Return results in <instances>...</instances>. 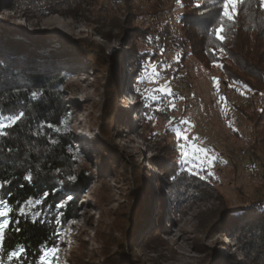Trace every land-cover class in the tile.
<instances>
[{
  "label": "rangeland",
  "instance_id": "rangeland-1",
  "mask_svg": "<svg viewBox=\"0 0 264 264\" xmlns=\"http://www.w3.org/2000/svg\"><path fill=\"white\" fill-rule=\"evenodd\" d=\"M54 1L36 0L35 12L27 8L0 9V28L24 36L26 48L38 50V54L58 51L42 57L29 53L17 56L0 41V60L19 72L38 76L69 73V80L62 86L68 117L59 132L71 138L75 170L86 165L93 173L79 206L78 226L60 229L57 247L44 250L38 264H72L76 251L83 264H106L111 260L118 251L114 241L121 239L123 216L128 207L136 205L135 171L149 184V197L139 196L142 214L148 212L149 216L140 215L131 246L134 251H128L130 264H205L212 256L221 258V264H236L230 258L235 250L229 235L219 234L213 224L222 207L238 210L263 198L264 149L258 147L252 155L254 136L238 110L251 109L258 99L241 86L229 85L225 89L220 66L203 69L187 50L181 49L182 37L175 30L168 44L160 48L151 18L161 21L183 13L179 0H80L81 7L74 15L63 13L64 7L58 4L52 5L60 9L57 13L47 14L40 8ZM99 5L106 7L105 12H100L103 17L114 18L109 24L114 37L120 36L118 28L122 23L126 30L148 29L137 43L142 52L155 53L157 58L146 62L140 91L151 101L160 100L166 111L153 115L146 123L133 113L134 97L127 95L126 88L119 90L112 118L104 122L109 98L105 89L108 68L102 72L88 50L80 54L75 47L84 39L96 45L102 43L93 32ZM103 48L109 57L126 53L117 38ZM181 54L185 55L182 62ZM128 73L125 62L120 76L127 77ZM125 111H131L130 123ZM168 149L170 159L188 173L178 182L185 200L177 209L172 202L174 188L167 186L152 161L154 156L166 155ZM98 169L105 173V183L97 179ZM160 181L165 200L161 225L157 219ZM4 208L7 206L0 204V209ZM4 219L0 218V223ZM156 231L161 237L144 246ZM260 241L255 232L254 244ZM263 260L262 256L257 264Z\"/></svg>",
  "mask_w": 264,
  "mask_h": 264
},
{
  "label": "trees",
  "instance_id": "trees-1",
  "mask_svg": "<svg viewBox=\"0 0 264 264\" xmlns=\"http://www.w3.org/2000/svg\"><path fill=\"white\" fill-rule=\"evenodd\" d=\"M55 4L63 6V13L68 15L76 14L81 7L80 0H55L49 6L40 8L46 9L47 14L60 12L59 8L52 6ZM178 4L184 10L183 13L161 21L154 16L151 18L153 28L158 31L160 48L168 44V38L172 30H175L182 37L181 49L187 50L203 69L220 66L223 76L221 83L225 89L229 85L241 86L250 92L252 98L258 99L251 109H238L253 133L251 153L255 155L258 147L264 149V7L261 0H243L238 5V15L232 20L222 15L223 0H179ZM2 8L19 11L27 8L35 12L37 2L0 0V9ZM105 11L106 7L102 5L96 8V27L93 29L94 37L102 43L96 45L84 39L77 42L76 51L84 54L88 50L102 72L108 68V84L105 89L109 98L104 122L112 118L119 90L126 88L134 97L133 113L137 119L146 123L153 115H161L166 111V107H161L160 100L151 101L140 91V85L144 84L146 62L157 58L155 53L150 55L147 51L142 52L137 43V39L145 35L148 29L132 27L126 30L123 26L125 23H122L118 28L121 37H114L109 31L112 30L109 24L114 18L103 17L100 12ZM128 17L132 19L134 15L129 14ZM220 27H223V40L217 39L216 35V29ZM106 28L109 29L105 30ZM18 35L0 28V41L17 56L29 53L34 57H42L51 54H38V50L26 48L24 36ZM116 38L124 45L126 53L118 52L109 57L103 47ZM53 53L57 54L58 51ZM184 57L185 55H180L181 62ZM125 62L129 73L127 77H121ZM69 78L67 71L47 76L19 72L0 60V123H8L9 119L17 118L15 124H9L7 129L0 132V201L10 210L7 219L9 228L3 244H0V264H38L44 250L57 247L59 230L76 229L81 219L79 206L83 203L84 192L93 181V173L86 165L75 170L71 138L68 134L59 132L63 121L68 117L62 86ZM32 93L36 95L33 96ZM130 112L125 111L127 123H130ZM110 125V122L105 125L106 131ZM103 130L102 134L105 135ZM170 150L166 151V155L154 156L152 161L167 186L174 188L172 202L177 209L185 200L178 182L188 176V173L170 159ZM97 172V179H102L101 182L105 183V173L102 169ZM137 172L135 171V177L138 191L134 187L133 197L137 200L136 205L132 204L127 208L123 226L120 227L121 239L114 241L118 251L106 264H130L128 251H134L131 246L136 239L134 232L140 222V215L149 216L148 212L142 214L143 205L139 197H149V184ZM162 185L164 184L160 181L161 198L157 200L160 204L157 211L159 225L165 201ZM213 228L219 234L226 232L229 235L235 250L230 258L236 264H257L258 259L264 257V195L238 210L222 207ZM255 232L261 237L259 244L253 242ZM159 234L157 231L152 233L144 246L159 239ZM79 255L76 251L72 264L84 263ZM212 257L205 264H221V258Z\"/></svg>",
  "mask_w": 264,
  "mask_h": 264
},
{
  "label": "snow or ice",
  "instance_id": "snow-or-ice-1",
  "mask_svg": "<svg viewBox=\"0 0 264 264\" xmlns=\"http://www.w3.org/2000/svg\"><path fill=\"white\" fill-rule=\"evenodd\" d=\"M243 0H223V8H222V15L226 17L228 20H232L234 16L238 15V5H240ZM261 5L264 7V0H261ZM199 7V5H198ZM223 32V27L216 29L217 39L223 40V36L221 33ZM33 96L36 93H32ZM17 118H11V123L15 124ZM9 127L8 123H0V132L7 129ZM30 179V178H29ZM75 179V177H73ZM2 187V185H0ZM0 204H3V201H0ZM10 214V210L8 208L0 209V218H5L3 223H0V244H3L5 240L6 230L9 228V221L6 219ZM17 258H20L17 256Z\"/></svg>",
  "mask_w": 264,
  "mask_h": 264
},
{
  "label": "built area",
  "instance_id": "built-area-1",
  "mask_svg": "<svg viewBox=\"0 0 264 264\" xmlns=\"http://www.w3.org/2000/svg\"><path fill=\"white\" fill-rule=\"evenodd\" d=\"M117 2H118V1H117ZM127 95H129V96H130V98H132V97H133V96H132V95H131L129 92H127ZM10 121H11V119H9V120H8V124H11V122H10Z\"/></svg>",
  "mask_w": 264,
  "mask_h": 264
}]
</instances>
